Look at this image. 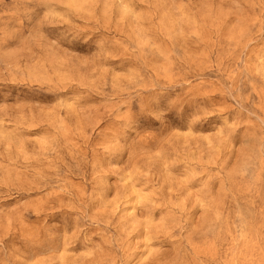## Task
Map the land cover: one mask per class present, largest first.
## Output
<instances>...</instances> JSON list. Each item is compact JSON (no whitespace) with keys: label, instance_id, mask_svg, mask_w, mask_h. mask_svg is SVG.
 I'll return each instance as SVG.
<instances>
[{"label":"rangeland","instance_id":"rangeland-1","mask_svg":"<svg viewBox=\"0 0 264 264\" xmlns=\"http://www.w3.org/2000/svg\"><path fill=\"white\" fill-rule=\"evenodd\" d=\"M0 264H264V0H0Z\"/></svg>","mask_w":264,"mask_h":264}]
</instances>
